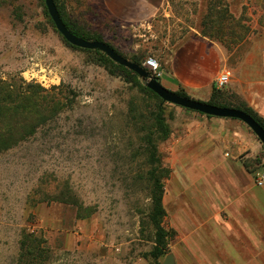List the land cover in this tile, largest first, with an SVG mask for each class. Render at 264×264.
Wrapping results in <instances>:
<instances>
[{"label":"rangeland","instance_id":"1","mask_svg":"<svg viewBox=\"0 0 264 264\" xmlns=\"http://www.w3.org/2000/svg\"><path fill=\"white\" fill-rule=\"evenodd\" d=\"M58 1L72 22L100 34L117 53L152 56L161 67L190 37L216 42L230 65L264 36L256 0H163L152 18L137 24L117 21L101 0ZM49 17L44 0H0V78L39 85V93L57 103L53 111L41 107L45 119L34 133L0 152V264H161L175 237L155 262L143 218L147 185L128 178L143 172V155L139 150L133 157L127 148L141 133L132 115H150L157 100L138 89L145 80L137 73L127 81L93 53L71 46ZM220 91L244 103L225 87ZM160 104L170 130L185 113L198 115ZM25 235L43 241L42 254L36 249L19 258Z\"/></svg>","mask_w":264,"mask_h":264},{"label":"crops","instance_id":"2","mask_svg":"<svg viewBox=\"0 0 264 264\" xmlns=\"http://www.w3.org/2000/svg\"><path fill=\"white\" fill-rule=\"evenodd\" d=\"M162 1L101 0L110 16L127 24L152 18ZM256 2L264 13V0ZM224 68L230 72L226 92L264 119V36L230 65L216 42L187 38L163 63L160 82L208 101ZM185 114L161 144L170 168L162 202L170 217L164 225L174 230V264H264V185L254 182L264 161L262 143L232 119Z\"/></svg>","mask_w":264,"mask_h":264},{"label":"trees","instance_id":"3","mask_svg":"<svg viewBox=\"0 0 264 264\" xmlns=\"http://www.w3.org/2000/svg\"><path fill=\"white\" fill-rule=\"evenodd\" d=\"M54 2L62 21L73 34L88 40H102L100 34L94 33L85 26L72 22L59 4V1L54 0ZM49 21L53 24L50 17ZM110 46L116 51L112 45ZM78 49L93 53L100 63L102 62V64L109 68V70L123 75L125 80H136V73L127 67L112 61L98 49ZM129 59L141 66H143V61L145 60L143 57H133ZM138 89L142 93L150 94L152 97L156 98L157 101L155 102V108L150 111V115L139 113L138 115H132L131 117L136 124L141 122L139 127V133H141L138 138L136 135L132 136L131 139L134 141L135 145L132 146L133 142L131 141L127 148L132 149L133 157L139 156V150H141L143 155L141 165L144 168L143 172H139V170L132 171V174H130L128 178L133 183L144 182L147 185L146 189L149 205L146 207L143 218L151 228L150 234L152 248L149 251V255L156 262L159 257L164 256L168 252V243L174 235V230L164 225L165 209L162 202L164 191L163 181L169 176L170 168L164 164L161 153L158 150V144L163 142L169 136L170 127L165 121L163 115V109L160 104L161 98L146 87L144 83L140 84ZM40 90L44 89L39 87V85L25 83L23 80H20L18 83L11 78L9 80L0 78V152L12 148L35 132L37 126L44 122L45 119L43 118L44 115L41 107L50 106V111H53L52 106L54 107L57 103L54 102L53 99H45L46 97L39 93ZM176 92L180 95L189 97L183 89H178ZM206 102L218 106H229L244 110L264 128V119L258 117L245 104V102L238 104L230 102L227 97L223 96L220 89L213 88L211 96ZM136 133H138V131H135V134ZM129 156V158H132L131 155ZM29 237L30 235H25L20 239V259L24 253L30 254L32 251L38 249L40 254H42L43 250H45L44 247L39 248V243L41 244V242H43L41 239H38L36 243L33 238L31 239ZM27 241L30 242L28 247L26 246Z\"/></svg>","mask_w":264,"mask_h":264},{"label":"water","instance_id":"4","mask_svg":"<svg viewBox=\"0 0 264 264\" xmlns=\"http://www.w3.org/2000/svg\"><path fill=\"white\" fill-rule=\"evenodd\" d=\"M44 4L55 28L69 44L79 48L98 49L104 52L116 63L127 67L142 77L145 80V86L152 90L165 102L203 113L205 115L241 120L254 132L264 147V128L249 113L235 107L218 106L206 101L183 96L178 94L176 91L168 89L156 76L151 74L149 70L117 53L108 43L102 40L84 39L73 34L62 21L54 0H44ZM161 264H174L173 255L171 253L166 254Z\"/></svg>","mask_w":264,"mask_h":264},{"label":"built area","instance_id":"5","mask_svg":"<svg viewBox=\"0 0 264 264\" xmlns=\"http://www.w3.org/2000/svg\"><path fill=\"white\" fill-rule=\"evenodd\" d=\"M143 66L149 70L151 74L160 78L163 75V70L160 63L155 57L149 56L143 61ZM230 81V72L224 68L215 77V87L217 89L224 88ZM254 182L256 185H264V163L259 166L257 175L255 176Z\"/></svg>","mask_w":264,"mask_h":264}]
</instances>
